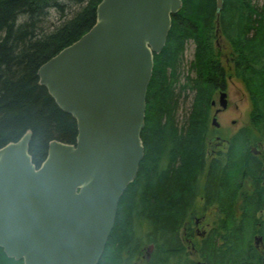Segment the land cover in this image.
<instances>
[{
	"label": "trees",
	"instance_id": "obj_1",
	"mask_svg": "<svg viewBox=\"0 0 264 264\" xmlns=\"http://www.w3.org/2000/svg\"><path fill=\"white\" fill-rule=\"evenodd\" d=\"M102 1L0 0V150L32 132L30 154L40 168L52 142L77 143V122L41 86L38 72L95 26ZM183 1L165 49L155 56L142 134L145 157L120 203L100 264H132L146 243L158 248L150 264H170V253L171 264H197L179 232L183 217L196 214L211 102L225 86L227 68L217 47L216 0ZM71 5L80 8L72 18ZM51 11L65 19L48 34L43 25ZM221 18L233 74L246 88L252 113L249 127L232 138L229 155L221 156L222 166L212 172L207 199L220 206L218 222L198 254L204 264H264V215L259 218L264 209V6L225 0ZM188 42L196 46L195 60L192 76L181 85ZM188 91L195 98L180 124V100ZM255 143L263 145L261 157L251 152ZM257 236L263 239L261 250ZM0 264L24 263L10 260L0 248Z\"/></svg>",
	"mask_w": 264,
	"mask_h": 264
},
{
	"label": "water",
	"instance_id": "obj_2",
	"mask_svg": "<svg viewBox=\"0 0 264 264\" xmlns=\"http://www.w3.org/2000/svg\"><path fill=\"white\" fill-rule=\"evenodd\" d=\"M217 5L220 12L224 0ZM182 6V0H103L95 26L40 68L41 86L77 122L78 137L75 145L52 142L40 168L30 154L32 132L0 150V248L9 259L100 264L145 157L155 56ZM216 35L221 49L220 27ZM219 104L227 110L225 91ZM216 116L213 126L220 128Z\"/></svg>",
	"mask_w": 264,
	"mask_h": 264
},
{
	"label": "rangeland",
	"instance_id": "obj_3",
	"mask_svg": "<svg viewBox=\"0 0 264 264\" xmlns=\"http://www.w3.org/2000/svg\"><path fill=\"white\" fill-rule=\"evenodd\" d=\"M261 4L259 0H254ZM70 10L68 11L69 17H74L75 13H78V7H74V5L70 6ZM74 8V9H73ZM73 12V13H71ZM63 14L57 13L55 11H51L49 18L44 22L43 30L46 33H51L54 30L58 29L63 23ZM220 49V48H219ZM222 63L225 68H227V82H226V90L225 92L228 94L229 106L227 110H223L220 114L217 115L218 123L220 124V128H215L213 126V119L216 115L217 110L220 109V94L217 91L214 94L213 100L211 102V118H210V127L206 136V156H217L220 152L219 150H225L228 148L229 142H231L232 138H234L239 132L244 129H247L250 125L251 113H252V103L250 101L249 95L246 91L243 83L236 79L233 74L234 66L230 62V53L231 46L227 38L222 37ZM195 52L196 46L194 42H188L186 46L185 55L183 58L182 65L180 67V82L181 85L186 83V77L191 74V64L195 60ZM185 94V95H184ZM183 94L182 99L180 100V112H179V122L180 124L184 122V118L187 113L190 111L195 93L188 91ZM217 102V107L213 108L212 103ZM211 143V145H210ZM251 148L254 150H259L258 144H252ZM263 150L261 152H257L256 155L259 157L262 156ZM212 153V154H211ZM202 194L200 195L197 201L196 209V219L191 217L190 214L187 217H183V226L181 227V238L184 242L186 251L191 253L192 258L197 262V264H204L203 260L200 259L199 250L201 245L208 239L207 237L212 232V227L209 226L210 221H215V217H213V212L205 215L202 212ZM182 211V209H181ZM179 211V212H181ZM183 212V211H182ZM261 218V217H259ZM205 234V238L202 236ZM207 238V239H206ZM262 244V243H261Z\"/></svg>",
	"mask_w": 264,
	"mask_h": 264
},
{
	"label": "flooded vegetation",
	"instance_id": "obj_4",
	"mask_svg": "<svg viewBox=\"0 0 264 264\" xmlns=\"http://www.w3.org/2000/svg\"><path fill=\"white\" fill-rule=\"evenodd\" d=\"M183 6H184V1H183ZM227 82V80H226ZM226 82H225V86L221 89H219V94L221 95V93L223 91L226 90ZM215 103V104H214ZM217 102H213L212 103V107L215 108L217 107ZM220 111L217 110V112ZM216 112V113H217ZM222 111H220L221 113ZM219 113V114H220ZM216 128V127H215ZM239 134V133H238ZM237 134V135H238ZM236 135V136H237ZM211 145V143H210ZM231 142H229V145H228V148H226L225 150H219L220 152L218 153L217 156H204L203 159V167H202V173H201V194L203 192V197H202V200H203V205H202V212L205 214V215H208L209 213H211V211L213 212V217H215V221H210V224L209 226L213 228L214 224H216L218 222L217 218H218V212H219V209H220V206L219 204L216 202V204H211L208 202V199H207V187L209 186L210 184V181H211V178H212V172L213 170L215 169H218L219 166H222L221 162H219L220 160V157L221 156H225V155H229L230 151H231ZM259 145V148H260V151L259 150H254L253 148H251V152L254 156L256 157H259L258 155H256L257 152H261L263 150V145L261 143H258ZM206 154V153H205ZM212 154V153H211ZM262 154V153H261ZM139 176V174H138ZM199 199V198H198ZM197 207V206H196ZM264 212V209L262 211H260V213H263ZM259 213V215H260ZM191 217H194V220L196 219L197 215L195 214ZM143 233L145 235L148 234V230L145 228L142 230ZM212 233V232H211ZM210 233V234H211ZM180 236H181V230L179 232ZM209 234V235H210ZM203 238H205V234L202 236ZM209 237V236H208ZM207 237V238H208ZM206 238V239H207ZM256 239V238H255ZM182 240V238H181ZM170 241V240H169ZM183 241V240H182ZM171 242V241H170ZM147 245H145L142 249H141V257L138 258L139 260H130L132 261V264H150L153 260V257L154 255L158 252V248L155 244H150V243H146ZM262 247V244L260 245V248ZM258 248V250L260 249ZM187 254H189V251L186 252ZM190 258H192V255L191 253L189 254ZM169 261H170V264H171V253L169 254ZM201 259V257H200ZM11 260V259H10ZM15 261V260H14Z\"/></svg>",
	"mask_w": 264,
	"mask_h": 264
},
{
	"label": "bare ground",
	"instance_id": "obj_5",
	"mask_svg": "<svg viewBox=\"0 0 264 264\" xmlns=\"http://www.w3.org/2000/svg\"><path fill=\"white\" fill-rule=\"evenodd\" d=\"M215 2H216V25H217V30H218V27H220V21H221V19H222L221 17H222V12H223L224 5H225V0H224L223 9H222L220 12H218L217 0H216ZM259 2H261V4H259V3L256 2V1H254V4L257 5V6H259L260 8H262V7L264 6V1L259 0ZM216 32H217V31H216ZM143 144H144V143H143ZM261 215H264V212H263V213H260L259 217H261ZM258 238H261V239H262V237L257 236V237H256V241H257ZM256 241H255V242H256ZM262 246H263V239H262ZM258 248H260V246H259ZM261 249H262V247H261L259 250H261Z\"/></svg>",
	"mask_w": 264,
	"mask_h": 264
}]
</instances>
